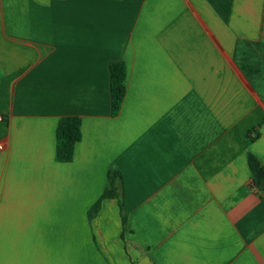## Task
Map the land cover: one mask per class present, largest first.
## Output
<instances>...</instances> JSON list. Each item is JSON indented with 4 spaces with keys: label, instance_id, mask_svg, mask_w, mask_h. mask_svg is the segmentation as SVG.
Returning a JSON list of instances; mask_svg holds the SVG:
<instances>
[{
    "label": "crops",
    "instance_id": "crops-1",
    "mask_svg": "<svg viewBox=\"0 0 264 264\" xmlns=\"http://www.w3.org/2000/svg\"><path fill=\"white\" fill-rule=\"evenodd\" d=\"M0 141V264H264V0H0Z\"/></svg>",
    "mask_w": 264,
    "mask_h": 264
},
{
    "label": "trees",
    "instance_id": "trees-1",
    "mask_svg": "<svg viewBox=\"0 0 264 264\" xmlns=\"http://www.w3.org/2000/svg\"><path fill=\"white\" fill-rule=\"evenodd\" d=\"M111 95L113 115H118L122 109L126 92V80L128 69L124 62H114L110 66ZM56 160L60 163H70L74 159L76 145L82 139V119L75 116H66L60 119L57 133ZM248 163L253 176L254 186L264 193V166L258 157L252 153L248 155ZM122 177L116 170H111L108 175V186L105 193L90 211L93 218L100 210L101 203L105 199H120V208L125 210L122 200ZM125 220V218H124Z\"/></svg>",
    "mask_w": 264,
    "mask_h": 264
},
{
    "label": "built area",
    "instance_id": "built-area-1",
    "mask_svg": "<svg viewBox=\"0 0 264 264\" xmlns=\"http://www.w3.org/2000/svg\"><path fill=\"white\" fill-rule=\"evenodd\" d=\"M4 150V143L2 141H0V151Z\"/></svg>",
    "mask_w": 264,
    "mask_h": 264
}]
</instances>
